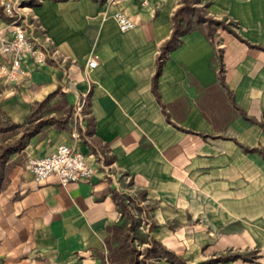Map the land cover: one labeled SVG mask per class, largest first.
Segmentation results:
<instances>
[{"label":"crops","instance_id":"0c3cea01","mask_svg":"<svg viewBox=\"0 0 264 264\" xmlns=\"http://www.w3.org/2000/svg\"><path fill=\"white\" fill-rule=\"evenodd\" d=\"M181 4L32 1V33L48 35L58 53L45 63L26 55L19 82L0 70V109L17 123L34 109L58 117L53 107L64 94L73 111L11 158L0 194V263L98 262L108 226L121 219L116 196L128 194L150 236L176 257L160 264H264V0H199L218 22L183 35L160 62ZM119 9L134 28L120 29ZM10 21L0 11V28ZM92 56L96 67L88 66ZM7 63L0 53V65ZM85 95L74 138V108ZM60 144L90 158L103 151L109 168L99 164L90 180L65 185L55 175L37 182L28 158Z\"/></svg>","mask_w":264,"mask_h":264},{"label":"built area","instance_id":"2783aa9c","mask_svg":"<svg viewBox=\"0 0 264 264\" xmlns=\"http://www.w3.org/2000/svg\"><path fill=\"white\" fill-rule=\"evenodd\" d=\"M33 0H0V11L8 16L11 21L4 28H0V53L8 55V63L0 65L1 73L4 78L11 83L19 82L26 74L24 66V57L29 55L38 63H45L48 59L57 56V48L53 41L44 34L40 39L32 33L36 29V24L29 20L30 9ZM43 1V0H38ZM128 1V0H113ZM120 29L127 31L136 26L135 20L124 10H117L114 13ZM99 64L97 56H92L88 60V66L96 67ZM85 95L74 108L72 134L74 138L80 136L82 128V110L86 102ZM99 164L109 168L106 165V154L98 150L90 158L88 155L69 144H60L51 154L42 157H29L26 168L33 173L37 182H44L50 176L58 177L62 184L90 180L96 172ZM127 200V206L132 215L137 216L139 228L143 231L149 230L150 225L139 214L133 203L137 202L135 195H130ZM138 203V202H137ZM138 240H136L137 242ZM167 258L166 255H160L155 258L156 264H160L161 259Z\"/></svg>","mask_w":264,"mask_h":264},{"label":"trees","instance_id":"16d2710c","mask_svg":"<svg viewBox=\"0 0 264 264\" xmlns=\"http://www.w3.org/2000/svg\"><path fill=\"white\" fill-rule=\"evenodd\" d=\"M198 2L199 0H182V4L176 10L174 15L173 33L170 39L162 46L159 56L160 62L165 60L167 54L171 50L179 46L183 35L196 28H202L203 22L199 19V15L194 21H191L188 18L193 11H197L194 5L198 4ZM207 18L208 27H213L218 22L209 16ZM160 67L161 66H159L157 75L160 73ZM155 81L156 80L154 79V85ZM50 98L51 97L43 101L42 104L39 105L38 109L41 110L45 107ZM88 104L89 100L87 96L82 110L83 115L88 108ZM53 108H57L62 111V113L58 117L53 118H47L43 115L38 117L37 111L34 109L32 114L24 123L14 122L0 109V194L7 187L10 181L9 173L12 167V156L16 152L24 149L30 138L43 126L55 123L58 126L63 127L68 122L73 111V106L68 105L64 94H62L61 101ZM38 118L42 119L35 122ZM86 133H93V123L91 118H89ZM129 199H131V196L128 194L116 196L121 219L119 222L108 226V233L105 237V249L96 250V256L99 261L91 264H131L136 255V251L133 246L134 241L139 240L141 242H145V240L150 237V234H145L138 230L137 221L131 218V213L127 206V200ZM138 210L141 211L140 208ZM151 251L153 252V250ZM156 253L157 255L154 256L159 257L157 250L155 254ZM167 258L176 259L173 255H170ZM204 264H208V262Z\"/></svg>","mask_w":264,"mask_h":264},{"label":"rangeland","instance_id":"374dc122","mask_svg":"<svg viewBox=\"0 0 264 264\" xmlns=\"http://www.w3.org/2000/svg\"><path fill=\"white\" fill-rule=\"evenodd\" d=\"M194 6H195L197 11H193L188 16L189 20L194 21L199 15L200 16L199 19L203 23L207 24L208 15H207L204 7L200 6L199 4H196ZM133 204H134L133 208H134V206H136V209L134 208L135 210H138L139 208L142 210V207L138 205L139 203L135 202ZM130 213H132V212H130ZM139 214H140V212H139ZM131 218L136 220L137 221L136 223H138L137 216L131 214ZM138 224H137L138 230H140L142 233H145V234L148 233L149 234L148 230H145V231L141 230L139 228ZM133 233H134V231H133ZM133 246L135 248L136 255H135V258L131 264H156L155 258L158 257V256H154V255H157V253L155 254L156 250L158 251L159 256L160 255H166L168 257V256L172 255L169 251L164 249V247H162V245L160 243L155 241L151 236L147 240H145V242H141L139 240L137 242L134 241ZM151 250H153V252ZM179 262L181 264H186L185 262H183L181 260H179ZM202 264H204V263H202Z\"/></svg>","mask_w":264,"mask_h":264}]
</instances>
